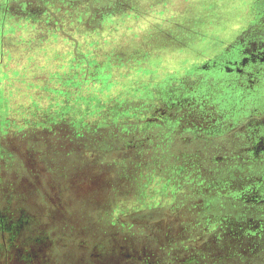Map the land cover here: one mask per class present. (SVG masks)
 Instances as JSON below:
<instances>
[{
    "label": "rangeland",
    "instance_id": "rangeland-1",
    "mask_svg": "<svg viewBox=\"0 0 264 264\" xmlns=\"http://www.w3.org/2000/svg\"><path fill=\"white\" fill-rule=\"evenodd\" d=\"M262 17L0 0V264H264V175L225 159L264 135V76L237 68Z\"/></svg>",
    "mask_w": 264,
    "mask_h": 264
},
{
    "label": "flooded vegetation",
    "instance_id": "flooded-vegetation-1",
    "mask_svg": "<svg viewBox=\"0 0 264 264\" xmlns=\"http://www.w3.org/2000/svg\"><path fill=\"white\" fill-rule=\"evenodd\" d=\"M262 20H264V17H262ZM254 33L255 34H260V33L264 34V29H262V31H257L254 28L252 34H254ZM243 47H244V49L240 48L239 53H243V51H244L243 56L246 59L244 60L242 58L243 60H240L238 62L240 64V66H237L238 70H240L244 64L250 65L252 63V66L255 69H258V71L262 72V74L264 76V48L262 49L261 47H259V49H257V47H256L254 49V52L250 53L252 50L250 51L249 49H247L246 44H244ZM246 51H248V53ZM262 80H264V78H262ZM261 112H263V111H261ZM237 132H238V130L236 129V131H234L233 134H237ZM237 137L239 138L240 136H237ZM239 143H242V141ZM263 144H264V135L262 134L259 138L257 134L253 133L252 136H250L249 138L246 139L245 143H242L243 147L241 148L242 149L241 153H239L236 156L226 155L225 159H227V160L237 159L236 162L239 163L244 168L243 170L246 171V173H247L246 175H264V171H262L260 173H256L257 168L261 165V163H264V153L260 154L261 150L264 149ZM217 166H219V165H217ZM249 191H251V193L249 194L251 200H254V198H255V200H257L258 196L260 195L262 198V202H264V194L261 195L262 193L260 191H258L257 189L254 190V188H252ZM245 196H247V194H245ZM81 256H86V255H81Z\"/></svg>",
    "mask_w": 264,
    "mask_h": 264
},
{
    "label": "crops",
    "instance_id": "crops-1",
    "mask_svg": "<svg viewBox=\"0 0 264 264\" xmlns=\"http://www.w3.org/2000/svg\"><path fill=\"white\" fill-rule=\"evenodd\" d=\"M97 243H98V242H97ZM102 246H104V248H105L104 250H107L104 244H103Z\"/></svg>",
    "mask_w": 264,
    "mask_h": 264
}]
</instances>
